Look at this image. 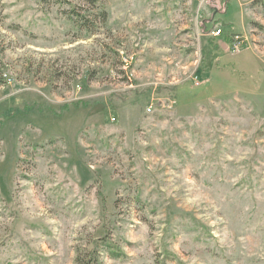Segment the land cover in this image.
Returning a JSON list of instances; mask_svg holds the SVG:
<instances>
[{"label":"rangeland","instance_id":"obj_1","mask_svg":"<svg viewBox=\"0 0 264 264\" xmlns=\"http://www.w3.org/2000/svg\"><path fill=\"white\" fill-rule=\"evenodd\" d=\"M98 4L0 0V264H264V0Z\"/></svg>","mask_w":264,"mask_h":264},{"label":"trees","instance_id":"obj_2","mask_svg":"<svg viewBox=\"0 0 264 264\" xmlns=\"http://www.w3.org/2000/svg\"><path fill=\"white\" fill-rule=\"evenodd\" d=\"M91 6L98 8L99 5L98 4V0H86ZM69 13H70V17L76 22V24L81 27L86 29L87 31H93V29L96 27L95 23L92 22L91 20H88L85 16H83L78 10L76 5H71L70 9H69ZM98 14H93V16H97ZM100 18L102 22L105 21L106 18V13L104 11L100 12ZM226 41L229 43H233L234 41V36L233 35H227L226 37ZM103 246L105 247V249L108 251V253H110V256L112 258H120L122 253L114 248V246H112L111 244H109V242L103 241L102 242Z\"/></svg>","mask_w":264,"mask_h":264},{"label":"built area","instance_id":"obj_3","mask_svg":"<svg viewBox=\"0 0 264 264\" xmlns=\"http://www.w3.org/2000/svg\"><path fill=\"white\" fill-rule=\"evenodd\" d=\"M216 33H217V34L220 33V30H217Z\"/></svg>","mask_w":264,"mask_h":264}]
</instances>
